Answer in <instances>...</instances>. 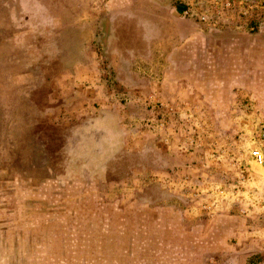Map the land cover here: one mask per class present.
Listing matches in <instances>:
<instances>
[{
	"label": "rangeland",
	"instance_id": "obj_1",
	"mask_svg": "<svg viewBox=\"0 0 264 264\" xmlns=\"http://www.w3.org/2000/svg\"><path fill=\"white\" fill-rule=\"evenodd\" d=\"M39 2L95 25L0 0V264H264V0Z\"/></svg>",
	"mask_w": 264,
	"mask_h": 264
},
{
	"label": "crops",
	"instance_id": "obj_2",
	"mask_svg": "<svg viewBox=\"0 0 264 264\" xmlns=\"http://www.w3.org/2000/svg\"><path fill=\"white\" fill-rule=\"evenodd\" d=\"M114 1L118 0H105L107 9H109L111 3ZM20 2V15L17 22L16 20L14 21V25L20 28L19 34L15 36V41L20 42V44L15 47L27 49L33 51V53L35 50V54L38 53L37 60L41 61L44 65L60 58L58 56L60 53L58 52L59 47L57 45L59 41L55 39V36L64 26L84 32L87 29L90 31L95 25L93 20H89L91 17L88 16L89 11L87 10H81L79 13L72 14L70 23L64 25L60 18L57 17L51 4L43 5L39 0H20ZM31 34H34L33 38H31ZM45 35H47V38L44 40ZM49 39V44L45 46V42ZM15 41H13V44H16Z\"/></svg>",
	"mask_w": 264,
	"mask_h": 264
},
{
	"label": "flooded vegetation",
	"instance_id": "obj_3",
	"mask_svg": "<svg viewBox=\"0 0 264 264\" xmlns=\"http://www.w3.org/2000/svg\"><path fill=\"white\" fill-rule=\"evenodd\" d=\"M13 12H14V11H13ZM13 12H12V14H11L12 21H11V23L8 24V28L10 27L11 29H15V30H16V34H15V36H17V34H19V31H20L19 29H20V28H19L18 26L16 27V26L14 25V23H15L14 21L16 20V22H17L18 17H19V15H20V11H19V10L16 11V13H14L15 15L13 14ZM77 31H79V30H77ZM87 32H89L88 29H87ZM43 35H44V34H43ZM57 35H58V33H57ZM57 35L55 36L56 38L58 37ZM15 36L10 37L9 39L6 38V42H3V43H6V44H7V43H10V42L13 43V41H15ZM45 38H47V35L44 36V40H45ZM56 38H55V39H56ZM53 39H54V38H53ZM49 41H50V39H49L48 41L45 42V46H47V45L49 44ZM15 42H16V46H17V41H15ZM19 44H20V42H19ZM14 45H15V44H14ZM45 80H47V79H45ZM45 80H44V81H45ZM47 85H48V81H47V82H44L43 85H42V87H46ZM28 88H31V89H40L41 87L38 86V85L32 84L31 86L29 85Z\"/></svg>",
	"mask_w": 264,
	"mask_h": 264
},
{
	"label": "built area",
	"instance_id": "obj_4",
	"mask_svg": "<svg viewBox=\"0 0 264 264\" xmlns=\"http://www.w3.org/2000/svg\"><path fill=\"white\" fill-rule=\"evenodd\" d=\"M252 156L256 163L260 165L264 164V148L254 150Z\"/></svg>",
	"mask_w": 264,
	"mask_h": 264
},
{
	"label": "trees",
	"instance_id": "obj_5",
	"mask_svg": "<svg viewBox=\"0 0 264 264\" xmlns=\"http://www.w3.org/2000/svg\"><path fill=\"white\" fill-rule=\"evenodd\" d=\"M180 11H181V9H180Z\"/></svg>",
	"mask_w": 264,
	"mask_h": 264
}]
</instances>
